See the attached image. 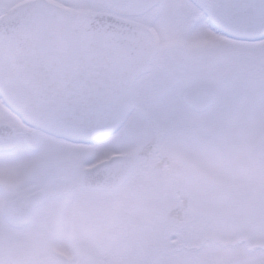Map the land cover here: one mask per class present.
<instances>
[{"label": "snow or ice", "instance_id": "1", "mask_svg": "<svg viewBox=\"0 0 264 264\" xmlns=\"http://www.w3.org/2000/svg\"><path fill=\"white\" fill-rule=\"evenodd\" d=\"M0 264H264V0H0Z\"/></svg>", "mask_w": 264, "mask_h": 264}]
</instances>
